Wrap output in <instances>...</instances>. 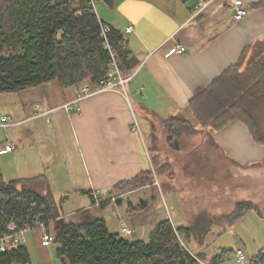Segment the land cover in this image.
<instances>
[{
    "label": "crops",
    "instance_id": "0c3cea01",
    "mask_svg": "<svg viewBox=\"0 0 264 264\" xmlns=\"http://www.w3.org/2000/svg\"><path fill=\"white\" fill-rule=\"evenodd\" d=\"M236 1L248 11L240 22L234 20L235 0H205L203 6L201 0H119L114 7L96 2L99 20L119 30L127 44L134 77L125 94L107 91L65 108L75 101L80 86L62 89L52 82L25 91L22 107L10 109V115L0 113L11 124L0 135V173L7 181L44 176L57 200L63 201V223L103 219L111 232L120 234L117 226L128 232L129 221L146 211L142 204L147 203L146 208L150 201L167 199L159 182L121 196L120 205L103 209L102 202H115L112 189L120 182L152 171V122L175 116L197 121L193 100L243 58L249 61L251 48L264 42L262 0ZM128 27L133 28L129 34ZM178 47L187 52L172 53ZM68 135L74 139V150L64 143ZM211 137L235 167L264 161V146L243 120H231ZM8 142L15 146L12 152L6 151ZM137 194L136 206L130 198ZM109 212L115 218L109 219ZM57 224L38 226L21 237L32 264H62L58 244L42 245L46 232L56 236ZM135 233L128 240H148Z\"/></svg>",
    "mask_w": 264,
    "mask_h": 264
},
{
    "label": "trees",
    "instance_id": "16d2710c",
    "mask_svg": "<svg viewBox=\"0 0 264 264\" xmlns=\"http://www.w3.org/2000/svg\"><path fill=\"white\" fill-rule=\"evenodd\" d=\"M99 1L114 7L119 0H0V94L21 93L52 82L62 89L84 83L95 88L102 86L109 79L111 57L105 50L101 27L105 23L99 20L94 8ZM259 4L264 5V0ZM105 25L110 27L107 38L118 53L122 73L129 75L130 54L124 36L109 24ZM251 49L253 55L249 61L243 58L215 79L193 100L192 108L197 122L206 127L208 124L212 132L234 120L237 111L244 113L240 120L247 122L254 140L264 146V140L258 137V117L254 114L255 107L264 111V42ZM239 79L245 83L235 84ZM232 80L231 86L235 88L232 92L221 88ZM211 108L216 112L208 113ZM163 122L171 125L167 132L174 141L187 132L184 128L189 125L179 116ZM194 129V134L203 135V130ZM153 183L152 171L124 180L112 189L117 193L115 202H102V208L112 203L120 205V196ZM63 216V201L57 200L44 176L7 181L0 173V244L21 230L58 222L56 236L49 234L53 243L59 245L57 256L62 264H167L173 260L176 264L205 261L217 264L222 258L210 259L204 250L192 254L181 238L186 236L189 241L196 236L203 246L201 237L206 233L201 229L198 236L197 227L177 228L168 217L154 227L147 241H131L111 232L103 219L66 224L59 221ZM10 226L16 230L10 231ZM6 245L4 251L0 249V264H32L24 243L8 240ZM249 264H264V251L250 259Z\"/></svg>",
    "mask_w": 264,
    "mask_h": 264
},
{
    "label": "rangeland",
    "instance_id": "374dc122",
    "mask_svg": "<svg viewBox=\"0 0 264 264\" xmlns=\"http://www.w3.org/2000/svg\"><path fill=\"white\" fill-rule=\"evenodd\" d=\"M126 76H131V79L134 77L132 74ZM232 82L233 80L221 88L232 92L235 89L231 86ZM243 83L244 79H239L235 84ZM86 84L88 83L80 88ZM37 88L39 87L31 90H38ZM116 91L125 94L123 88ZM26 95L28 96L25 92L0 94V113L10 115V109L22 107ZM210 112L216 111L211 108L208 113ZM254 114L258 117V137L264 140V111L255 107ZM234 116L235 119H242L240 117L245 114L237 111ZM188 119L191 121L188 122L189 129L184 128V132H187L180 134L178 141H174L167 132L170 124L152 120L154 130L151 143L154 144L148 145L153 165L152 175L154 182L158 181L166 193L167 199L160 201L157 198L150 201L148 210L144 207L142 211L146 210L145 212H140L138 217L129 221L131 225L129 224L128 232L118 230V226L115 231L122 237L131 239L135 230V237L148 239L155 223L157 225L164 220V214L167 215L166 218H172V223L180 228L197 227L198 236L201 229L202 233H206L201 237L203 246L198 242L200 248L194 245L196 236L192 237L193 241H187L186 236L181 238L182 243L187 244L193 251L200 253L204 250L210 259L221 256L217 264H249L250 259L264 251V161L254 166L251 164L247 168L235 167L232 160H226L215 148L208 124L206 127L194 119L191 120L192 118ZM194 128L203 130V135L194 134ZM3 131L0 129V135ZM51 131L52 128L47 132ZM64 139L67 148L74 150L73 137L68 135ZM172 191L175 193H171ZM130 200L136 206L140 205L138 194L133 195ZM107 215L109 219L115 218L112 212ZM240 216L241 219L237 220ZM238 250H243L246 260L239 261Z\"/></svg>",
    "mask_w": 264,
    "mask_h": 264
},
{
    "label": "built area",
    "instance_id": "2783aa9c",
    "mask_svg": "<svg viewBox=\"0 0 264 264\" xmlns=\"http://www.w3.org/2000/svg\"><path fill=\"white\" fill-rule=\"evenodd\" d=\"M236 4V15L234 17V20L237 22L242 21L248 14V11L246 9V7L244 5L241 4V2L236 1L234 2ZM205 4V0H201V6H203ZM102 31H103V37L105 39V50L110 52V57H111V62L108 66L109 68V79L100 87H93L91 84H86L85 86H82L77 93V99L72 102L69 103L65 106V108H72V104L78 101H82L86 98H90L93 97L97 94L103 93V92H107V91H116L118 90V88H123L125 89L127 84L130 82L131 80V76L127 77L125 75H123L122 70L119 66L118 63V53L116 51H114V49L111 46V43L109 41V39L107 38L108 33L110 32V27L108 25L102 24ZM133 30L132 27H128L126 28V33H131ZM187 52V49L184 47H178L176 50H174L172 53L175 54H185ZM11 126V124L9 123L8 118L5 117H1L0 118V129H6L9 128ZM15 149V146L13 143L8 142L6 144V151L8 152H12ZM39 226H43V225H39ZM16 227L15 226H10V231H15ZM25 230H21L18 234L9 236L8 238H5L2 240V244H0V249L2 251L5 250V247L7 246V242L8 240H12V243H24V241H22L19 236H23L25 234ZM53 244V239L51 237V235L46 232L43 235V239H42V245L44 247H49L50 245ZM238 257H239V261H244L246 260V255L244 254L243 250H238Z\"/></svg>",
    "mask_w": 264,
    "mask_h": 264
},
{
    "label": "water",
    "instance_id": "95a60500",
    "mask_svg": "<svg viewBox=\"0 0 264 264\" xmlns=\"http://www.w3.org/2000/svg\"><path fill=\"white\" fill-rule=\"evenodd\" d=\"M167 264H176V262L173 260V261H171V262H169Z\"/></svg>",
    "mask_w": 264,
    "mask_h": 264
}]
</instances>
